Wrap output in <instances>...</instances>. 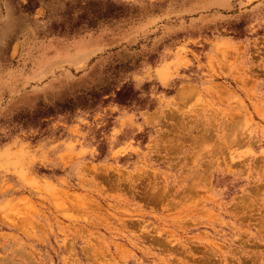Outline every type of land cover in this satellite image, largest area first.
Returning <instances> with one entry per match:
<instances>
[{
    "label": "rangeland",
    "instance_id": "374dc122",
    "mask_svg": "<svg viewBox=\"0 0 264 264\" xmlns=\"http://www.w3.org/2000/svg\"><path fill=\"white\" fill-rule=\"evenodd\" d=\"M202 3L175 0L178 15L160 21L184 29L166 36L161 48L178 49L176 37H203L199 45H188L191 52L171 58L182 65L195 61L192 53L200 56L179 68L194 87L180 88L183 81H174L177 87L165 90L184 101L179 110L160 117L161 101L129 100L136 81L103 94L85 89L32 112L24 103L13 106L12 118L23 115L33 126L25 124L28 132L19 143L0 141V264H264V154L257 155L264 148V73L253 67L264 62V28L251 35L242 31L244 21L196 25L199 32L184 28L216 12L196 10ZM167 7L157 4L146 12L131 0H77L64 13L74 21L70 28L37 31L35 39L47 45L54 35L70 37L73 47L60 54L90 56L94 71H101L97 61L108 53L131 64L120 52L124 41ZM32 15L40 13L29 9ZM28 19L12 3L0 11V23L9 28ZM163 34L162 28L141 32L127 47H152ZM216 41H222L223 56L216 58L222 63L203 54ZM168 76L163 69L161 78ZM121 113L137 124L159 119L158 135L146 127L133 144L144 153L156 144L158 154L109 151L105 138L118 127L115 117ZM97 143L94 156L89 149ZM53 145L57 161L49 163ZM33 154L42 159L35 161Z\"/></svg>",
    "mask_w": 264,
    "mask_h": 264
},
{
    "label": "clouds",
    "instance_id": "9594fccd",
    "mask_svg": "<svg viewBox=\"0 0 264 264\" xmlns=\"http://www.w3.org/2000/svg\"><path fill=\"white\" fill-rule=\"evenodd\" d=\"M77 0H0V11H7L9 4H15L20 13L28 16L27 22H20L14 28L0 23V141H12L19 143L28 132V128L32 127V122L27 121L23 115H18L15 119L12 118L13 106L19 103H24L29 112L35 111L37 105L43 103L46 106H51L57 100L67 98H75L80 95L82 90L87 89L89 92L96 91L104 93V90L109 87L122 88L123 85L129 81H136L133 88L132 96L129 100L144 101L147 100L150 104L152 101H161L158 106L160 117H163L164 112L171 110H179L180 105L184 101L176 96L168 97L166 91H171L177 87L174 81H183L179 84L180 88L194 87L188 83L189 77L181 75L179 68H188L195 62L200 60V56L192 53L195 61L185 60L182 65H177L174 58L178 51L185 54L191 52L188 48L189 44H200L202 36L196 39L190 37H176L174 44H178L179 48L173 50L172 46L164 44L160 45L166 36L175 31L182 29H170L165 25L160 24V21H170L172 16L178 15L174 12L173 6L175 0H131L133 4L139 3L143 10L150 11L157 4L163 5L167 3L166 10H162L161 15L155 17L150 21L145 28L129 35L126 39V46L120 49L131 59V64L127 63L125 57H120L119 60L114 59L119 53H108L106 56H101L97 61L101 66V71H94L93 67L88 66L90 56L84 57L77 54L66 55L60 54L65 49L73 47L71 38L56 39L53 36V41H48L47 45H43L36 40L37 31H44L45 34H58L62 28H70L74 21H69L68 16L64 13L67 11V5L75 4ZM29 9L39 12L40 15L29 16ZM215 9L210 17L201 16L199 20H193L191 24L185 25L184 28L192 29L199 32L196 25L216 24L217 21L221 23L225 21H234L239 24L241 21L245 22V27L242 31H246L251 35L257 31L258 27L264 28V0H203L201 8L196 9L200 11ZM224 9L232 15H221L219 10ZM182 14V13H181ZM43 17V18H42ZM183 24V22H181ZM153 24L156 26L154 27ZM41 25H45L44 29ZM164 29V34L156 38L152 43V47L147 44L140 46L139 50H130L127 43H136L137 37L141 32L147 34L148 32H156L159 29ZM235 32L236 29L233 28ZM67 35V34H65ZM212 43L210 41H206ZM108 46L95 49L91 55H96L104 52ZM52 53V55H47ZM208 56L210 61H216L217 55L223 56L222 41H216L212 44V49L209 52L203 53ZM106 62L109 67L105 66ZM222 63V60L216 61ZM205 67V65H200ZM257 67L261 73H264V62ZM167 68L169 76L167 79L161 78V71ZM191 75H196L195 73ZM210 79V77H209ZM260 82L264 83V80ZM164 97V100H161ZM7 98L8 102H5ZM107 99V94L103 95ZM171 99L172 103H167ZM140 115H143L141 113ZM103 113L97 116L100 119ZM138 119V117H135ZM115 122L118 127L111 136L106 137L109 141V151H114L119 155H125L123 151L127 149L128 152H137L141 157L145 155L158 154L156 148L158 145L149 144L147 147L151 149L149 153H144L140 147H133L136 143L135 137L138 132H144L145 128L154 129L156 134H159V119L149 122L145 118L144 122L137 124L134 118L129 117L125 113L115 117ZM135 129V131H133ZM127 130V131H126ZM31 134V133H29ZM123 135L125 139L118 141L117 137ZM152 140H156V136L151 132L147 133ZM264 143V141H262ZM57 145H53L49 152L52 156L49 163H55L57 156L55 149ZM99 147L97 143L95 147H90V153L94 156L99 155L96 151ZM264 154V148L260 149L257 155ZM34 155L35 161L42 159L41 155ZM79 155V153H77ZM106 159H112L108 157Z\"/></svg>",
    "mask_w": 264,
    "mask_h": 264
}]
</instances>
